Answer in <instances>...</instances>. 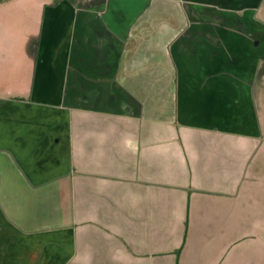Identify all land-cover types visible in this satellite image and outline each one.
I'll return each instance as SVG.
<instances>
[{
	"label": "crops",
	"instance_id": "1",
	"mask_svg": "<svg viewBox=\"0 0 264 264\" xmlns=\"http://www.w3.org/2000/svg\"><path fill=\"white\" fill-rule=\"evenodd\" d=\"M0 264H264V0H0Z\"/></svg>",
	"mask_w": 264,
	"mask_h": 264
}]
</instances>
